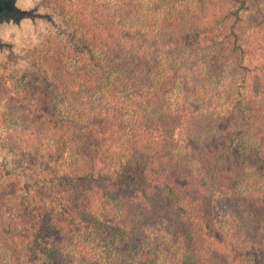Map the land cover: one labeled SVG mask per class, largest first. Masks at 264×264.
Segmentation results:
<instances>
[{
  "label": "trees",
  "instance_id": "1",
  "mask_svg": "<svg viewBox=\"0 0 264 264\" xmlns=\"http://www.w3.org/2000/svg\"><path fill=\"white\" fill-rule=\"evenodd\" d=\"M263 9L95 1L89 55L43 73L36 184L0 218V264H264V231L216 201L264 206Z\"/></svg>",
  "mask_w": 264,
  "mask_h": 264
},
{
  "label": "rangeland",
  "instance_id": "2",
  "mask_svg": "<svg viewBox=\"0 0 264 264\" xmlns=\"http://www.w3.org/2000/svg\"><path fill=\"white\" fill-rule=\"evenodd\" d=\"M95 1L25 0L52 21L45 18L34 25L26 24L22 33L11 34L12 42H16L13 48L0 52V218L5 222L20 202L24 187L36 184L28 178L32 161L28 148L32 142H43L42 82L44 71L50 69L49 58L62 53L65 60L77 63L81 52L89 55L80 33L92 18ZM109 1L98 0V4L106 6ZM31 110L37 113L28 114ZM216 201L222 212L243 223L251 234H262L263 205L235 194L219 196ZM220 264L226 262L221 260Z\"/></svg>",
  "mask_w": 264,
  "mask_h": 264
},
{
  "label": "water",
  "instance_id": "3",
  "mask_svg": "<svg viewBox=\"0 0 264 264\" xmlns=\"http://www.w3.org/2000/svg\"><path fill=\"white\" fill-rule=\"evenodd\" d=\"M52 21L51 16L43 14L37 6L29 5L25 0H0V52L13 48L11 34L22 33L26 24L34 25L37 21Z\"/></svg>",
  "mask_w": 264,
  "mask_h": 264
}]
</instances>
